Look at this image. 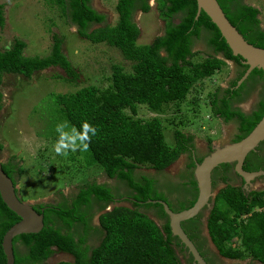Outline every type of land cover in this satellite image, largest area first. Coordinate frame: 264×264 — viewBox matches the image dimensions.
Wrapping results in <instances>:
<instances>
[{
	"label": "trees",
	"instance_id": "trees-1",
	"mask_svg": "<svg viewBox=\"0 0 264 264\" xmlns=\"http://www.w3.org/2000/svg\"><path fill=\"white\" fill-rule=\"evenodd\" d=\"M155 1L158 14L164 19L163 33L148 43L139 44L136 42L139 30L132 21V14L136 9L147 12L148 0H115L117 16L113 24H101L103 15L90 6L89 0H46L58 8L66 23L75 27L79 37L90 43L116 47L130 62L127 71L117 63L111 64L109 82L104 87L88 84L71 93L51 95V99L59 106L60 117L56 119L60 122L67 121L79 131L82 123L87 121L98 129L89 150L83 152L86 167L97 166L106 177L123 182L128 187V195L141 202L132 200L131 207L112 205L110 209L103 210L108 203L114 202L115 190L106 183H83L72 195L68 207L62 209L56 205L44 210L43 226L38 232L21 233L12 238L13 264H47L45 260L53 250L72 257L70 261L61 260L54 264H182L174 250V246L182 248V245L176 236L170 234L162 206L156 201H147L157 198L165 201L156 184L157 179L146 175L136 178L134 169L147 165L160 171L183 152H187L190 158L193 135L172 129L174 141L169 147L163 140L160 118L141 119L133 115L138 104L160 113L166 104L181 102L193 83L219 70L225 60L239 63L240 57L230 53L218 29L202 10L194 18L195 0ZM216 1L247 42L264 48V26H260L257 7L242 0ZM176 13H179V19L172 22L170 17ZM3 23V5L0 3V27ZM94 25L97 26L92 27ZM203 31L213 53L198 62H191L194 55L192 41L201 37ZM51 39L47 54L28 56L23 54L25 42L13 37L10 45L0 50V83L3 74L29 78L33 72L50 66H58L66 79L74 82L78 72L62 52L61 38L52 34ZM247 80L263 81L264 89V70L252 69L247 79L231 91L228 88L220 94L217 88L209 103L215 117L238 120L237 139L249 132L264 111V96L250 114L230 105V99H239L238 92L245 88ZM1 97L0 93V105ZM196 103L193 99L190 103L192 109ZM166 120L169 124L175 123ZM221 165L225 170L229 166L228 163ZM192 166L191 159L186 177L192 189L187 191L191 198L181 199L173 208L169 206L173 211L189 207L196 197ZM1 168L13 183L22 172L15 156L1 163ZM181 186L186 189L185 183ZM171 187L178 189L177 184ZM92 205L103 210L97 216L98 227L90 225ZM255 207L260 209L253 210ZM140 208L154 209V214L164 218L165 222L161 227L157 226ZM18 219L0 198V242L5 230ZM187 221L195 228L199 225L195 217ZM205 221L210 241L219 255L227 258L250 256L264 263V190L244 194L238 186L226 183L215 193ZM89 230L100 233L98 243L91 247L85 244ZM184 232L193 241L191 234ZM16 241L24 247L23 252L17 250ZM4 262L0 245V264Z\"/></svg>",
	"mask_w": 264,
	"mask_h": 264
},
{
	"label": "rangeland",
	"instance_id": "rangeland-1",
	"mask_svg": "<svg viewBox=\"0 0 264 264\" xmlns=\"http://www.w3.org/2000/svg\"><path fill=\"white\" fill-rule=\"evenodd\" d=\"M242 2L259 9L257 17L260 20V26L263 27L264 0H242ZM0 3L3 5L4 17V23L0 27V50L10 45L13 37H18L25 42L24 55L42 56L50 49L51 35L56 34L62 40V52L78 72V77L74 82L68 81L63 70L58 66L35 71L29 78L19 74L2 75L0 83L2 94L0 161H6L10 156H15L19 161L22 169L20 176L16 178L19 197L22 200L52 202L60 192L59 199L61 200L56 205L65 209L68 207L67 204L71 203V200L70 202L65 201V197L73 195L78 186L89 181L106 183L115 190V197L127 196L129 190L123 182L106 177L97 166L86 167L82 151L69 153L67 156L55 153L53 145L58 139L55 129L60 123L56 118L60 115L59 106L52 101L51 95L71 93L88 84L104 87L109 82L111 64L117 63L127 71L130 68V62L123 58L116 47L105 43H90L79 37L75 33V27L66 23L58 8L52 4L49 5L46 0H0ZM89 3L94 10L105 15L103 23L113 24L115 22L117 16L114 10L115 0H89ZM156 3L155 0H148L149 10L147 12L136 9L132 14V21L139 30L136 41L139 44L148 43L153 37L163 33L164 19L158 14ZM179 16L177 13L174 14L171 21L177 22ZM191 50L194 52L191 62H198L207 54H211L210 48L201 38L193 39ZM217 56L221 57L219 54ZM234 74L232 61L225 60V64L219 70L193 83L181 102L166 104L160 113H154L145 105L138 104L133 117L148 119L156 116L160 118L163 125V140L169 147L173 146L172 129L175 128L193 135V143L197 151L206 149L208 139L222 144L234 132L235 121L220 122L210 111L209 103L216 89L224 87L227 81L234 77ZM251 86L247 97L238 104L243 111H249L254 107L262 85L252 83ZM193 99L197 102V106L192 109L190 103ZM125 111L128 113L127 109ZM166 119L175 123L169 124ZM179 120L181 122H178ZM65 130L70 131L71 129ZM187 161L185 154L179 155L160 171L147 165H140L134 170V177L160 176L158 181L173 184L182 178V171ZM261 182H255L250 189H260L263 186ZM221 186V184L216 186L212 189L213 192ZM167 188L159 185V190L168 196ZM62 195H65V199ZM112 205L132 206L125 197L108 204L103 210L110 209ZM140 209L144 210L157 226L161 227L165 222L164 218L154 214V209ZM207 211L204 209L202 212L203 222H205ZM90 225L98 227L97 213L90 220ZM202 229L204 238L208 241L212 263L230 262L217 254L216 249L208 240L205 227L203 226ZM89 234L91 236L88 238V243L91 247L98 241L93 240L92 233ZM17 250L23 252L24 247L17 245ZM174 250L182 264L189 263L190 257L182 248L174 246ZM61 260L70 261L72 257L64 252L53 250L45 263L54 264Z\"/></svg>",
	"mask_w": 264,
	"mask_h": 264
},
{
	"label": "water",
	"instance_id": "water-1",
	"mask_svg": "<svg viewBox=\"0 0 264 264\" xmlns=\"http://www.w3.org/2000/svg\"><path fill=\"white\" fill-rule=\"evenodd\" d=\"M196 11L194 18L202 10L210 21L218 29L220 36L224 39L233 56L238 55L240 62L244 64L245 70L241 77L236 81V86L250 73L254 68L264 70V48L254 46L247 42L237 29L229 22L224 12L216 0H195ZM264 141V111L258 121L249 130V132L234 142H210V152L204 155L199 162H194L192 176L195 181L197 194L193 203L179 211H172L163 200L156 201L162 206L163 212L167 216L170 234L176 236L179 243L186 249L192 257L195 264H207L193 242L187 237L180 226V222L191 218L205 206L207 209L212 207L213 197L216 192L211 189L210 174L212 169L221 163H233V170L243 180V187L249 184L250 180L259 175H264V170L246 171L242 169V162L249 151L255 150L258 142ZM16 183L14 184L1 168L0 162V198L8 209L14 212L19 219L10 225L2 235L1 249L5 258L4 264H13L12 238L21 233H36L43 226V215L36 212L32 204L38 201L20 200L16 195ZM203 221V219H202ZM204 227L205 222L203 223ZM205 232L207 234L206 228Z\"/></svg>",
	"mask_w": 264,
	"mask_h": 264
},
{
	"label": "flooded vegetation",
	"instance_id": "flooded-vegetation-1",
	"mask_svg": "<svg viewBox=\"0 0 264 264\" xmlns=\"http://www.w3.org/2000/svg\"><path fill=\"white\" fill-rule=\"evenodd\" d=\"M98 13H100L101 15H103V19H102V21H101V24L104 22V17H105V15L103 14V13H101V12H98ZM177 14H179V13H177ZM173 16V15H172ZM172 16L170 17V19H172ZM103 24H105V23H103ZM97 26V25H96ZM206 34H205V32L203 31V32H201V37H199V38H201L202 40H204L205 42H206V36H205ZM198 39V38H197ZM207 44V43H206ZM209 47V46H208ZM210 48V47H209ZM210 50H211V54L213 53V51H212V49L210 48ZM210 54V53H209ZM208 55V54H207ZM220 55V54H219ZM221 56V55H220ZM240 58L238 59V62L239 63H236L235 61H233V60H230V61H232V63H233V69L235 70V74H234V77L233 78H231V79H229L228 81H227V83H226V85L224 86V87H219L218 89V92L221 94V93H224V90L225 89H228V90H230L231 91V89H233V88H237L240 84H241V82H243V81H245L246 79H247V77H248V75L236 86L235 84H236V81L241 77V75H242V73H243V71L245 70V65L244 64H242L241 62H240ZM243 66H245L244 68H242ZM240 71H241V73H240ZM232 81H235L234 83H232ZM258 81V82H257ZM257 81H255V82H253L252 80H247L246 81V83H245V88H243L242 90H240L238 93V97H239V99L238 100H236L237 98H232V99H230V105L232 106V107H237L241 112H243L244 114H250L251 112H252V110H254L256 107H257V104L259 103V100H260V98L261 97H263L264 96V89H263V86H261V88H260V93H259V96H258V98L256 99V102H255V105H254V107L252 108V109H250L249 111H243L240 107H239V102H241L242 100H244L245 99V97H247V95H248V92H249V90L251 89V84L252 83H258L259 85H262V83H263V81H261V80H257ZM242 97V98H241ZM216 118H218V117H216ZM219 120H220V122H223V123H227L228 121H231V120H233V121H235V129H234V132L231 134V136L227 139V141L226 142H234V141H237V140H239L240 138H238L237 139V136L239 135V123H238V120H236L235 118H232V119H229V120H223V119H221V118H218ZM211 141H213L212 139H209V142L207 141V144H206V149L204 150V151H197V149L195 148V145H194V143H193V148L190 150V158H189V156H188V153L187 152H183V153H181L180 155H182V154H185V156H186V158H187V163H185V169H184V171H182L183 173H182V178L181 179H179V181L178 182H175V183H170V182H165V183H163L162 181L160 182V181H158V178L160 177H156V176H154L153 178H155V179H157L156 180V184H158V189H159V185H163V186H166V188L167 187H169L171 190H169L168 188H167V191H168V193H169V195L167 196V195H165L162 191V193L164 194V196H165V202L167 203V204H169L168 206H171L172 208H173V205H174V207L178 204V202L181 200V199H183V198H185V199H189V198H191V196L190 195H188V193H187V191H191L192 189H191V186H189L188 184H187V175H188V172H189V168L190 167H188V163L190 162V160L192 159V161H193V164H194V162H199L200 160H201V158L204 156V155H206V154H208L209 152H210V142ZM225 143V142H224ZM197 158H200V160L199 161H197ZM5 161H1V163H4ZM222 164V163H221ZM221 164H218L217 166H215L213 169H212V171H211V174H210V178H211V189H214L216 186H218V185H222L221 187H224V185L226 184V183H228L229 185H233V186H238L243 192H244V194H247V193H249V192H251V191H259V190H264V182H261V181H264V175H259V176H255V177H253L249 182V184H246V187H243V180H242V178L238 175V174H236V172L233 170V163L232 162H229L228 164H229V166H228V168H227V170H225V168H222V165ZM192 169H193V166H192V168H191V173H192ZM242 169H244V170H246V171H254V170H258V169H260V170H264V141H260V142H258V144H257V146H255V150H253V151H249L246 155H245V157H244V159H243V162H242ZM135 170V169H134ZM140 176H143V175H140ZM140 176H138V177H140ZM146 176H148V175H146ZM226 177L225 178V180L223 179V177ZM149 177H152V176H149ZM139 179V178H138ZM258 181H260L261 182V185H263L260 189H250L251 187H253L254 185H255V182H258ZM16 183V182H15ZM14 183V184H15ZM182 183H185V187H186V189H184L181 185H182ZM165 184V185H164ZM176 185L177 184V187H178V189L177 190H173L172 189V187L171 186H173V185ZM258 186V185H257ZM110 187V186H109ZM221 187H219L218 188V190L221 188ZM217 190V191H218ZM216 191V192H217ZM15 193H16V195L19 197V193H18V191L17 190H15ZM74 193H76V192H74ZM73 193V194H74ZM196 194H197V189H196ZM58 197H56L52 202H47V201H38V202H36V203H33L32 204V207H33V209L36 211V212H41L42 213V215H43V212H44V210L46 209V208H50V207H53V208H55L56 207V204L58 203V201H60L61 200V198L59 199V196H61V193L60 192H58ZM62 197H63V199H65V201H68V202H70V200H71V197H72V195H69V196H66L65 197V195H62ZM65 197V198H64ZM126 197V200L127 201H129V202H131L132 200H135L133 197H131L130 195H127V196H116V197H114V202L118 199V200H120L121 198H125ZM19 199L20 200H22L20 197H19ZM59 199V200H58ZM184 199V200H185ZM57 200V201H56ZM153 200H162V199H159V198H157V199H153ZM195 200V199H194ZM135 201H138V200H135ZM164 201V200H163ZM138 202H141V201H138ZM108 204H110V203H108ZM108 204H107V206H108ZM131 204V203H130ZM92 208H91V211H92V215H91V218H90V220L92 219V217L97 213V216H98V213H100L101 211H103V210H97V208H96V205H92L91 206ZM171 207H169L170 209H171ZM184 208H187V207H184ZM184 208H181V209H184ZM181 209H178V210H176V211H179V210H181ZM204 209H207L205 206H203L198 212H197V214L195 215V216H193V217H191V218H196L198 221H199V225L197 226V228H195L193 225H192V223L191 222H188L187 221V219H185V220H183V221H181L180 222V226H181V228L183 229V231L185 230V231H187L188 233H190L191 234V238L193 239V244H194V246L196 247V249L198 250V252H199V254L202 256V258L204 259V261L207 263V264H220V263H212V260H211V258H210V256H209V249H208V241H206L205 240V238H204V234H203V226H204V222L202 221V217H203V210ZM259 210L260 208H253V210ZM38 210V211H37ZM208 211L210 210V208L209 209H207ZM173 211V210H172ZM208 211H207V214H208ZM207 214H206V216H205V220H206V217H207ZM189 219V218H188ZM205 226H206V221H205ZM206 228V227H205ZM206 231H207V229H206ZM89 232L90 233H92V235H93V240H99V237H100V233L99 232H93V231H90L89 230ZM89 232H88V234H87V238H86V241H85V244L86 245H89V243H88V238L91 236V234H89ZM186 234V233H185ZM187 235V234H186ZM207 236H208V232H207ZM208 240H209V242L210 243H212L211 241H210V238H209V236H208ZM15 245H16V247H17V245L18 246H21L22 244L21 243H19V241H16L15 242ZM213 245V244H212ZM215 248V247H214ZM182 249L186 252V254L187 255H189V257H190V260H189V263L188 264H195V263H193L192 262V257L190 256V254L189 253H187V251H186V249L185 248H183V246H182ZM216 249V248H215ZM216 252H217V250H216ZM65 253V252H64ZM52 254V253H51ZM67 254V253H66ZM217 254H218V252H217ZM219 255V254H218ZM219 256H221V255H219ZM221 257H223V256H221ZM224 258H226L227 260H229L230 262H228V263H226V264H264V263H262V262H260V261H258V260H256V259H253V258H251L250 256H246V257H241V258H227V257H224Z\"/></svg>",
	"mask_w": 264,
	"mask_h": 264
},
{
	"label": "clouds",
	"instance_id": "clouds-1",
	"mask_svg": "<svg viewBox=\"0 0 264 264\" xmlns=\"http://www.w3.org/2000/svg\"><path fill=\"white\" fill-rule=\"evenodd\" d=\"M70 128V131L65 129ZM58 139L53 145L56 154L67 156L69 153L77 151H88L92 137L97 135L98 129L84 121L81 130L77 131L74 126H71L67 121H62L56 125ZM1 162V161H0Z\"/></svg>",
	"mask_w": 264,
	"mask_h": 264
}]
</instances>
